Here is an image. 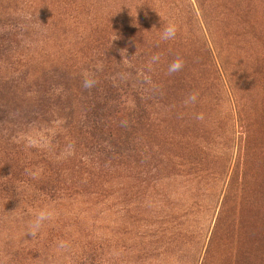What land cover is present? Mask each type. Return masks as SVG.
Masks as SVG:
<instances>
[{
  "label": "rangeland",
  "instance_id": "1",
  "mask_svg": "<svg viewBox=\"0 0 264 264\" xmlns=\"http://www.w3.org/2000/svg\"><path fill=\"white\" fill-rule=\"evenodd\" d=\"M165 22L177 25L169 41ZM10 30L0 264H235L249 234L224 228L264 231L248 221L264 163V0H0V34ZM177 57L184 67L170 75ZM110 83L145 100L146 155L83 168L90 95ZM46 206L55 216L33 239L28 222Z\"/></svg>",
  "mask_w": 264,
  "mask_h": 264
},
{
  "label": "trees",
  "instance_id": "2",
  "mask_svg": "<svg viewBox=\"0 0 264 264\" xmlns=\"http://www.w3.org/2000/svg\"><path fill=\"white\" fill-rule=\"evenodd\" d=\"M15 30L0 34V60L11 56V36L16 35ZM17 32V31H15ZM14 39V37H13ZM12 57V56H11ZM10 57V58H11ZM122 93V94H121ZM90 108L85 116V126H82L80 136L85 140L79 146L80 152H88V156H81L78 161L81 167L94 168L95 165L102 167L105 164L119 161L126 157H134L137 161L143 160L146 153L137 141V133L146 125L145 100L141 94L132 88H122L114 83L110 86L98 87L90 95ZM84 124V125H85ZM264 131V130H262ZM128 159V158H126ZM264 162V160H263ZM260 178L257 181V196L249 210V222L259 223L264 221V163L258 162ZM44 182L47 197L53 198L61 190L60 175ZM253 223V224H254ZM225 233L249 234V246L243 249L240 258L237 257L235 264H260L264 261V231L259 227L243 229L230 225L225 227ZM260 259L252 261L256 256ZM81 264H92L90 261Z\"/></svg>",
  "mask_w": 264,
  "mask_h": 264
},
{
  "label": "clouds",
  "instance_id": "3",
  "mask_svg": "<svg viewBox=\"0 0 264 264\" xmlns=\"http://www.w3.org/2000/svg\"><path fill=\"white\" fill-rule=\"evenodd\" d=\"M160 32V40L162 41H169L176 37L177 34V25H175L172 22H165L163 23L162 28L159 29ZM160 60L159 54L153 55L150 58L149 64H155ZM184 67V61L181 57H177L174 59L167 67L168 74H173L181 71ZM98 83V81L88 73L84 74L83 79V87L85 89H91L95 87V85ZM197 100V94L192 93L188 97H186L184 103H194ZM199 119H202V116L198 117ZM55 216L54 209L50 207H44L39 209L33 216V218L28 222L27 225V232L28 235H31L33 239H35L41 232L44 225L51 221ZM58 247L63 249L67 247V242L60 241L58 244Z\"/></svg>",
  "mask_w": 264,
  "mask_h": 264
}]
</instances>
